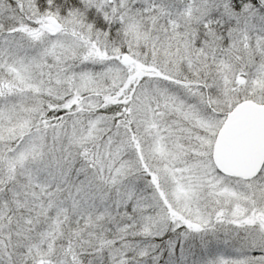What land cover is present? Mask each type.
Instances as JSON below:
<instances>
[{
	"label": "snow or ice",
	"instance_id": "6c2138e0",
	"mask_svg": "<svg viewBox=\"0 0 264 264\" xmlns=\"http://www.w3.org/2000/svg\"><path fill=\"white\" fill-rule=\"evenodd\" d=\"M0 264H264V0H0Z\"/></svg>",
	"mask_w": 264,
	"mask_h": 264
}]
</instances>
